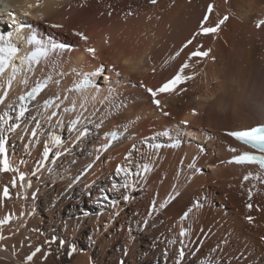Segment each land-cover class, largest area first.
Segmentation results:
<instances>
[{"label":"bare ground","instance_id":"obj_1","mask_svg":"<svg viewBox=\"0 0 264 264\" xmlns=\"http://www.w3.org/2000/svg\"><path fill=\"white\" fill-rule=\"evenodd\" d=\"M4 3L0 4V27H13L16 33L15 25L24 24L30 26L22 30L26 36L37 31L45 40L49 35L71 41L74 49L60 50L54 63L40 66L34 74L20 67L9 90L5 103L16 104L35 82L52 77L23 121H15L21 128L7 138L9 159L18 172H0V192L7 185L11 194L10 199L0 198V219L11 217L0 226L5 237L0 240V264H40L37 260L27 263L21 249L8 244L9 237L7 242V235L20 241L30 229L40 242L49 238L58 244L51 251L45 248L49 251L46 264H155L157 260L158 264H264V170L228 163L242 149L226 134L264 124V26L256 27V21L264 19V0H157L156 4L150 0H42L32 8L28 5L37 0H11L12 12ZM210 4L213 12L205 26L229 17L219 33L197 35L193 45L165 65L199 31ZM74 31L89 37L88 46L97 50L95 58L84 51V42ZM15 42L22 51L23 43ZM194 45L211 48L210 57L196 66L198 75L182 86L186 91L160 94L162 113H169L165 117L152 106L146 90L172 78ZM101 65L106 66L109 80L99 78V92L96 88L67 91L79 81L77 72L90 73ZM113 66L120 76L110 70ZM109 89L114 91L110 94ZM3 90L0 87V95ZM55 96L61 97L56 101L59 107L40 105ZM85 98V109H81ZM72 101L77 105L75 112L63 111ZM3 111L11 109L0 105ZM52 111L58 116L48 121ZM81 114L84 118L78 127L87 134L77 140L70 122ZM38 119L39 127L34 122ZM57 119L62 121L58 127ZM185 120L187 128L182 126ZM32 130L37 131L36 137L31 136ZM114 130L117 139H108ZM165 130L182 144L153 151L140 144L152 136L164 137L157 134ZM53 135L61 139L60 146L52 143ZM46 142L51 151L41 164ZM108 142L112 144L104 150ZM132 145L138 151L130 150ZM233 148L237 149L234 154ZM130 151L137 163L144 153L143 163L150 171L137 168L140 175L128 177L130 187L121 190L129 197L125 201L121 192L112 190V183H124V174H117L116 168L128 166L123 156ZM20 173L25 176L24 187ZM14 179L16 187H12ZM248 203L253 204L251 210ZM185 212L187 218L182 219ZM248 216L253 217L251 223ZM182 228L186 236L179 235ZM65 231L78 239L77 245L67 240ZM70 246L76 248L71 256Z\"/></svg>","mask_w":264,"mask_h":264},{"label":"snow or ice","instance_id":"obj_2","mask_svg":"<svg viewBox=\"0 0 264 264\" xmlns=\"http://www.w3.org/2000/svg\"><path fill=\"white\" fill-rule=\"evenodd\" d=\"M42 3V0H37V3L35 5H28L29 8L32 7H39L40 4ZM150 3L156 4L157 0H150ZM71 7V6H69ZM213 12V5H209L207 9V13L204 15L199 31L197 33H194L192 38L188 39L182 47L175 52L174 55L169 56L168 60H165L164 63L167 65L171 60H175L176 57H179L181 53L189 47V45H193V40L196 39L197 35H209V34H218L221 26L225 24V22L229 19L227 15H225L222 19H219L214 26H205L206 24L210 23L209 16ZM25 16L30 15L29 12L24 13ZM109 15H111V12H109ZM128 15H132L131 12L128 13ZM41 19H44L43 15L40 16ZM261 26H264V19H260L256 21V27L259 29ZM25 27H30L26 26L24 24H21L20 27L16 30V36L24 40L25 43L29 46V50L25 53L24 56L19 57L21 60V64L25 66L23 70L26 73H35L36 69L39 68L40 66L47 64V63H54V57L58 56L60 53V50L65 49L67 46L62 44V43H55L52 40H45L43 37L39 36L38 33L36 32H29L27 36L23 34V29ZM51 27L53 28H62L63 25L60 24H52ZM12 33H8L7 35L0 34V87H2L3 94L0 95V105H5V107L11 109V112L9 111H3L0 113V172H18V169L13 167L10 159H9V154L7 151V138L8 135L15 132L17 129L21 128V124L16 123L15 121H23V118L25 117V114L27 113L28 109L27 107L23 104V102L27 98L35 99L38 94H40L45 88L48 87V82L52 80V77L49 75L47 76L45 81H41L36 84V86L32 87L30 91L26 93V95H21L18 97V100L21 102L19 105L9 102L5 103L6 100L9 97V90L11 89L13 85V81L16 79V75L20 73L22 70L20 67H17L16 64L13 63V60L17 58L18 53L20 52V49L13 44L12 41ZM74 35L78 36L85 45L84 51L88 54H90L93 58L96 57L97 50L95 47L88 46L89 44V37L84 34L83 32L79 31H74ZM105 43H108V40L106 38ZM195 50L190 51L187 56L188 59L185 60L179 67V69L176 71L175 75L167 80L165 83H163L161 86L157 87L155 90L152 88H147V91L151 94L153 97V103L157 107H161V101L157 99L156 97L159 94L163 93H173L176 92L177 89H179V92L186 91V88L182 87L185 85L188 81L195 79V77L198 75V73L195 71L196 66L200 64L201 60L204 61V63H207V59L210 57V53L212 51L211 48L207 50H202L203 46L202 45H194ZM195 59L194 63H189L190 61H193ZM151 59V58H149ZM214 59V58H212ZM11 67V73L6 77L5 73L8 70V68ZM193 69L191 74H185L186 70L188 69ZM75 71V70H73ZM103 71V66L101 65L99 68H97L95 71H92L90 73H79L77 72V76H81V79L78 82H74L73 87L68 88L67 91L69 93L75 91V92H81L83 90H86L89 87L96 88V91L99 92V88L92 83V79L94 77H97L101 75ZM112 71H115L116 76H120L121 73L119 71H116L115 66H113ZM152 71L155 72L156 68L153 67ZM61 76L66 75L65 73H60ZM22 83L24 85L28 84V79L27 77L22 80ZM57 84L60 83L59 80L56 81ZM143 86V85H141ZM114 90L109 89V93L111 94ZM177 94H179L177 92ZM60 96H55L53 99L46 100L44 102V107L45 108H52V107H59L58 104H56L57 100H60ZM64 100H67L68 97L64 96ZM105 100L108 99V97L104 98ZM92 100H96V96H92ZM87 100L85 98V101L82 102L79 106L81 109H85V104ZM103 102V101H101ZM76 102L72 101L71 107H65L63 111L65 112H75L76 110ZM165 116L169 115L168 112H163ZM193 115H196L197 113L195 110L192 112ZM58 113L56 111H52L48 117L47 120L51 121L53 117H57ZM84 117L81 116L77 117L76 119H73L70 122V130L77 132L78 135L76 137L77 140H79L82 136L86 135L87 132L86 130H81L78 125L81 123V120ZM36 125L39 127L40 122L39 121H34ZM62 123L59 119H57L56 124L57 127L59 124ZM183 124L187 125L188 121H182ZM99 126V125H98ZM32 137H36L38 135L37 131L32 130L30 132ZM226 134L230 137L235 138L237 141L243 142L245 145H249L252 148L258 150L260 153L259 155L257 154H252L249 152H245L242 155L235 156L230 163H236V164H249V165H258L261 170H264V124H259L256 126L248 127L244 130H236V131H227ZM109 138L111 140H116L118 137L117 132H112L109 133ZM157 135H162L164 137H169L170 133L169 131L165 130L161 133H158ZM52 143L55 146H60L62 144V141L59 137L53 135L52 136ZM162 145L156 144L155 148L159 149ZM175 146V145H173ZM105 148L107 145L104 146ZM133 149L138 151L136 149V146L133 145ZM51 149L48 146V143H45L44 151L42 154V161L41 164H43V161H46L49 157ZM234 151V150H233ZM145 158L144 153H140V162L137 163L136 160L133 159V153L130 151L126 156L125 160L127 161L128 166H123V165H118L116 168V173L121 174L123 173L125 176V181L124 183L117 184V183H112V190L121 192L122 189H128L130 187V184L128 182V177H131L133 175L139 176L140 172L137 171L136 169L139 168L142 172L147 173L150 171V168L147 164L143 163V159ZM90 167V166H89ZM190 167H194V165H190ZM36 171H39V168L36 169ZM256 178L259 179L257 176ZM245 180L249 179V176L244 177ZM24 180L25 176L23 173L19 174V181H20V186L24 187ZM16 180L14 179L12 181V187H16ZM30 187V183L28 185ZM34 195V194H33ZM122 198L126 201L129 199L127 195H123V192H121ZM0 198L3 199H10L11 194L9 191V188L7 185L4 186L3 191L0 192ZM27 199V197H24ZM249 199H251V193H249ZM113 205L115 202H112ZM197 207H199V204H197ZM246 207L251 210L253 208V204L248 203ZM188 213L184 214L183 218H187ZM11 217L6 216L4 219H0V226H3L5 224H8L10 222ZM246 219L251 223L253 221L252 216L246 217ZM180 236H186L187 235V230L186 229H181ZM5 239L3 235H0V240ZM46 243H55V240L53 239L52 241H47ZM65 242L61 240L59 242L60 248L64 247ZM76 251L75 246H70L68 255L71 256L73 252ZM41 252V247L37 246L35 250L29 254L26 257V260L31 262L33 261V258L37 255V253ZM45 254V258H46ZM184 255V250L181 248L179 252V256ZM122 264V262H121ZM177 264H179V261H177Z\"/></svg>","mask_w":264,"mask_h":264},{"label":"rangeland","instance_id":"obj_3","mask_svg":"<svg viewBox=\"0 0 264 264\" xmlns=\"http://www.w3.org/2000/svg\"><path fill=\"white\" fill-rule=\"evenodd\" d=\"M109 12H111V10H109ZM45 27V26H44ZM64 39V38H63ZM106 67V66H105ZM32 121V120H31ZM36 121H39L40 122V120L38 119V120H36ZM36 124V123H35ZM191 129L192 130H194V131H199L198 129H197V127H191ZM199 132H202L203 133V131H199ZM8 143H9V145H10V147L11 148H13L14 147V143H12L11 142V140H8ZM12 145V146H11ZM98 147V146H97ZM97 147H96V149H97ZM20 148H23L22 147V145H20ZM203 148V149H202ZM201 151H202V153H204L205 154V152H206V150L204 149V147H201ZM70 158H73L74 157V155L73 154H70ZM123 158H124V156H123ZM33 161L34 162H36V158H34L33 159ZM74 163V162H73ZM32 171H33V169L32 168H29V173H32ZM202 170H200V172H201ZM60 179H62V176L59 178V181L57 182V184H60L61 183V181H60ZM109 179V178H108ZM54 185V184H53ZM56 185V184H55ZM199 205H200V203H198ZM25 207H27V204H25ZM97 216H98V214H96ZM62 227L60 226V227H58V229L60 230ZM167 232L169 233V230H167ZM32 233H34L31 229H30V234H28V235H25V236H23V237H21V238H23V239H21L20 241H14L13 239H11V235L9 234V235H7V242H8V244H10V245H12L13 246V248L14 249H16V248H18V249H21V251H20V253L21 252H23L24 254H23V256L25 255V261L27 262V263H33L35 260H37V262L38 263H40L41 264V261H42V264H46V259H47V257H48V255H49V251H46L45 250V248L46 249H50V251L51 250H53V247H55V245L56 246H58V244L57 243H52V244H50V243H46L47 241H52L51 239H49V238H47V239H45L44 238V236L43 235H41L40 234V236L42 237V238H44L41 242L38 240V239H36V238H34L33 236H32ZM64 234L66 235V238H67V240H70L72 243H73V245H77V241H78V239H76V238H73V237H69V235H67V233H66V231L64 232ZM158 235H161L160 237L158 236V239L159 240H162L163 239V233H159ZM8 237H9V240H8ZM69 237V238H68ZM226 237V236H225ZM35 239V240H34ZM56 239V238H55ZM264 238H262L261 239V241L263 240ZM65 240V239H64ZM25 243H24V242ZM28 241V242H27ZM20 242V243H19ZM24 243V244H23ZM25 244H27V245H25ZM24 245V246H23ZM47 245V246H46ZM16 248H15V247ZM27 246V247H26ZM34 246V247H33ZM37 246H39V247H41V252L40 253H37V257L35 256L34 258H33V261H31V262H29V261H27L26 260V257L29 255V254H31L34 250H35V248L37 247ZM29 248V249H28ZM152 249H153V247H151ZM25 249L27 250V251H25ZM17 252V251H16ZM29 252V253H28ZM28 253V254H27ZM45 254H47L46 255V258H45ZM213 254H214V252H213ZM241 257V256H240ZM239 257V258H240ZM59 259V258H58ZM40 260V261H39ZM200 261V260H199ZM155 264H158V260L155 262ZM252 264H255V263H252Z\"/></svg>","mask_w":264,"mask_h":264}]
</instances>
